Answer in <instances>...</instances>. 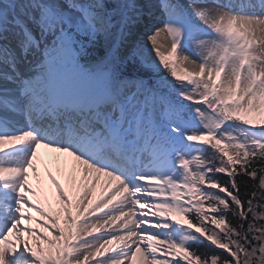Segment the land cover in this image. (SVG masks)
<instances>
[{"label":"snow or ice","instance_id":"1","mask_svg":"<svg viewBox=\"0 0 264 264\" xmlns=\"http://www.w3.org/2000/svg\"><path fill=\"white\" fill-rule=\"evenodd\" d=\"M0 264H264V0H0Z\"/></svg>","mask_w":264,"mask_h":264},{"label":"bare ground","instance_id":"2","mask_svg":"<svg viewBox=\"0 0 264 264\" xmlns=\"http://www.w3.org/2000/svg\"><path fill=\"white\" fill-rule=\"evenodd\" d=\"M47 171V170H46ZM46 171H45V173H46ZM52 171L54 172V174H56L57 173V170H56V168L55 169H52ZM98 191V193H99V189L97 190Z\"/></svg>","mask_w":264,"mask_h":264},{"label":"rangeland","instance_id":"3","mask_svg":"<svg viewBox=\"0 0 264 264\" xmlns=\"http://www.w3.org/2000/svg\"><path fill=\"white\" fill-rule=\"evenodd\" d=\"M185 66L191 68V65L190 64H185Z\"/></svg>","mask_w":264,"mask_h":264}]
</instances>
